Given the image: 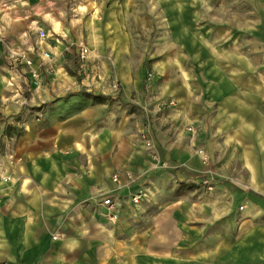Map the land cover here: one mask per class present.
<instances>
[{
  "label": "rangeland",
  "instance_id": "374dc122",
  "mask_svg": "<svg viewBox=\"0 0 264 264\" xmlns=\"http://www.w3.org/2000/svg\"><path fill=\"white\" fill-rule=\"evenodd\" d=\"M0 36L49 54L35 57L38 82L26 64H11L0 126L19 135L25 121L56 122L70 97L69 110L90 100L103 129L75 139L97 158L107 152L110 172L124 170L144 192L118 224L104 195L92 197V255L104 264H264V0H0ZM175 148L180 159L162 155ZM8 149L1 136L0 172L11 171ZM138 154L147 167L122 169Z\"/></svg>",
  "mask_w": 264,
  "mask_h": 264
},
{
  "label": "crops",
  "instance_id": "0c3cea01",
  "mask_svg": "<svg viewBox=\"0 0 264 264\" xmlns=\"http://www.w3.org/2000/svg\"><path fill=\"white\" fill-rule=\"evenodd\" d=\"M66 32L75 33L74 30L63 29L62 33ZM13 33L23 34L22 31ZM11 46L5 44L0 36V87L11 83L10 78L13 77L9 78L8 74L13 72L15 59L22 67L26 58L36 65L35 57L47 51L44 44H29L24 48ZM25 68L28 67L25 65ZM70 98L65 101L69 105L62 106L63 112L55 113L57 120L50 125L45 114L40 125L34 120L25 121L19 135H6L0 126V137L8 139V150L14 155L8 172L14 179L1 183L0 264H104V260L92 255L88 249L92 248V240H84L86 232H92V214H89L92 197L96 193L112 194L118 205L117 224L126 220L128 211L132 212L141 205L132 204L130 200L136 184L129 185L127 173L124 170L110 172L108 153L103 154L104 159L97 158V154L92 155L90 145L84 150L80 140L75 139L74 136L79 134H98L103 128L97 126L96 117L92 118V101L82 99L80 103L86 107L81 106L80 111L69 110V106L78 101ZM230 99L226 102L229 111L224 112L226 124H229L228 133L234 132L235 127L233 130L231 127L237 124L235 103ZM102 118L111 119L112 110H105ZM226 124L224 122L223 129ZM50 130L54 137L50 138ZM56 137L57 142H54ZM66 141L70 149L61 151ZM55 144L58 148H54ZM65 150L69 151L67 155ZM176 151L177 148L175 151H162V155L178 160L180 155ZM135 157L125 162L122 169L134 172L147 167L148 157L139 154ZM2 160L5 161V157L0 153ZM113 172L120 174L119 186L111 180ZM88 215L86 221L85 216ZM54 232L62 234L63 238L53 240L51 235Z\"/></svg>",
  "mask_w": 264,
  "mask_h": 264
},
{
  "label": "built area",
  "instance_id": "2783aa9c",
  "mask_svg": "<svg viewBox=\"0 0 264 264\" xmlns=\"http://www.w3.org/2000/svg\"><path fill=\"white\" fill-rule=\"evenodd\" d=\"M38 34L40 38L45 37V31L43 29H39L38 30ZM87 52L88 49L85 46H81L79 47V59H85L87 56ZM44 56L48 57L49 54L47 52H44ZM25 64L28 66L29 68V73L30 76L33 78L34 82H38L39 78H41V74L39 72V66L38 65H34L31 61V59L26 58L24 60ZM202 153V152H200ZM202 158L203 160L206 159V156L204 153H202ZM130 177V180H132L131 176L128 175ZM13 176L11 174H8L6 172H0V199H1V195L3 193V186H1V183H8L10 181H12ZM111 180L112 182H114L115 184H117V186L120 185V174L118 172H113L111 175ZM144 195V192H133L130 195V200L131 202H133L134 204L139 203L141 197ZM101 205L105 208L106 211V215L107 217L113 221L116 220L118 217V205L114 199V197L112 196V194H105L101 201H100ZM61 237V234H57L53 236V239H59Z\"/></svg>",
  "mask_w": 264,
  "mask_h": 264
},
{
  "label": "trees",
  "instance_id": "16d2710c",
  "mask_svg": "<svg viewBox=\"0 0 264 264\" xmlns=\"http://www.w3.org/2000/svg\"><path fill=\"white\" fill-rule=\"evenodd\" d=\"M99 98V97H98ZM10 129H11V126H7L6 128H5V130H4V132H5V134L6 135H9L10 134Z\"/></svg>",
  "mask_w": 264,
  "mask_h": 264
}]
</instances>
